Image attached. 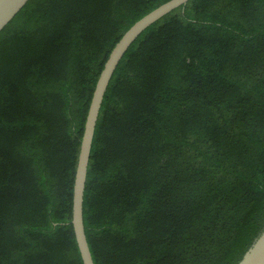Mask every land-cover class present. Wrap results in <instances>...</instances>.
I'll use <instances>...</instances> for the list:
<instances>
[{"label": "trees", "instance_id": "1", "mask_svg": "<svg viewBox=\"0 0 264 264\" xmlns=\"http://www.w3.org/2000/svg\"><path fill=\"white\" fill-rule=\"evenodd\" d=\"M166 0H27L0 30V264H83L80 139L112 47ZM83 226L94 264H237L264 229V0H188L104 92Z\"/></svg>", "mask_w": 264, "mask_h": 264}, {"label": "water", "instance_id": "2", "mask_svg": "<svg viewBox=\"0 0 264 264\" xmlns=\"http://www.w3.org/2000/svg\"><path fill=\"white\" fill-rule=\"evenodd\" d=\"M26 1L0 0V30ZM187 1L166 0L134 21L112 47L96 80L80 139L72 190L71 224L83 264H94L84 232L82 203L92 137L107 84L121 56L140 32L164 14ZM237 264H264V229L242 254Z\"/></svg>", "mask_w": 264, "mask_h": 264}]
</instances>
